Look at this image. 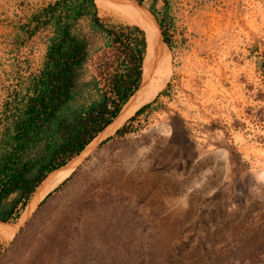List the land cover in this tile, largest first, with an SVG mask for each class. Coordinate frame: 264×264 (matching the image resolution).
<instances>
[{
  "label": "rangeland",
  "instance_id": "374dc122",
  "mask_svg": "<svg viewBox=\"0 0 264 264\" xmlns=\"http://www.w3.org/2000/svg\"><path fill=\"white\" fill-rule=\"evenodd\" d=\"M125 1L161 40L149 2ZM40 2L0 0V101L42 61L47 29L13 40ZM166 2L154 6L169 38L165 80L149 107L129 132L114 134L125 119L96 135L0 238V264H264V0Z\"/></svg>",
  "mask_w": 264,
  "mask_h": 264
},
{
  "label": "trees",
  "instance_id": "16d2710c",
  "mask_svg": "<svg viewBox=\"0 0 264 264\" xmlns=\"http://www.w3.org/2000/svg\"><path fill=\"white\" fill-rule=\"evenodd\" d=\"M134 1L140 5L143 0ZM147 1L161 40L168 46L169 38L154 7L161 1L164 12L167 2ZM82 20L86 21V33L79 26ZM14 29V43L39 29H47L48 35L40 65L0 101L1 222L19 218L39 185L66 171L116 119L129 96L140 88L147 56L145 32L136 25L101 20L95 0H41ZM91 39L100 42L92 50ZM93 53L96 61L88 71L86 65ZM149 105L136 109L114 134L129 132L130 122Z\"/></svg>",
  "mask_w": 264,
  "mask_h": 264
},
{
  "label": "bare ground",
  "instance_id": "6f19581e",
  "mask_svg": "<svg viewBox=\"0 0 264 264\" xmlns=\"http://www.w3.org/2000/svg\"><path fill=\"white\" fill-rule=\"evenodd\" d=\"M95 5L97 8L98 15L103 16L105 18L113 17L114 19L124 21L125 23L136 25L145 32L146 39L147 56L144 70L142 67L141 86L138 91H136L135 94L122 107V110L116 117V119L108 127H106V129L102 133H100L101 135H106L114 131L116 127H118L123 121H125V119H127L128 116H130L136 110V108H138L144 101H146V99L152 97L156 93L157 89L162 86L161 84H163L165 80L166 66L163 55L164 47L159 38V31L152 18L145 15L137 14L133 10L126 11V9L118 7L111 3L110 0H95ZM86 151L84 150L81 155L85 154ZM74 164H76L75 161L66 171L48 178L42 185H39L40 187L36 189V192H34L30 204L27 206L28 208L25 209L26 211H24L23 216H21L17 224L11 226L0 223V238L10 239L15 233L18 225L27 217V215L30 213L36 203L40 199H42L49 191L54 189L62 180H64L71 173Z\"/></svg>",
  "mask_w": 264,
  "mask_h": 264
},
{
  "label": "water",
  "instance_id": "95a60500",
  "mask_svg": "<svg viewBox=\"0 0 264 264\" xmlns=\"http://www.w3.org/2000/svg\"><path fill=\"white\" fill-rule=\"evenodd\" d=\"M139 85H140V84H139ZM138 87H139V86H138ZM137 89H138V88H137ZM137 89H136V90H137ZM136 90H135V91H136ZM132 95H133V94H132ZM132 95H131V96H132ZM131 96H129V98H130ZM129 98H128L126 101H128ZM126 101H125V102H126ZM125 102H124V103H125ZM148 102H149V101H148ZM148 102H146V103H148ZM124 103H123V104H124ZM123 104H122V105H123ZM144 104H145V103H144ZM139 107H140V106H139ZM139 107H138V108H139ZM138 108H137V109H138ZM121 109H122V108H120V110H121ZM120 110L118 111L117 115L119 114ZM132 114H133V113H132ZM132 114H131V115H132ZM117 115H116V116H117ZM131 115H130V116H131ZM25 205H26V204H25ZM0 222H1V221H0ZM1 223H3V222H1Z\"/></svg>",
  "mask_w": 264,
  "mask_h": 264
},
{
  "label": "crops",
  "instance_id": "0c3cea01",
  "mask_svg": "<svg viewBox=\"0 0 264 264\" xmlns=\"http://www.w3.org/2000/svg\"><path fill=\"white\" fill-rule=\"evenodd\" d=\"M40 63H41V62H40ZM40 63H39V65H40ZM39 65H38V66H39Z\"/></svg>",
  "mask_w": 264,
  "mask_h": 264
}]
</instances>
